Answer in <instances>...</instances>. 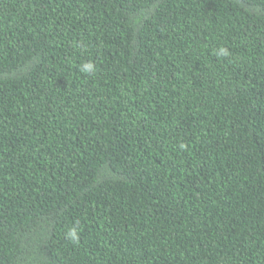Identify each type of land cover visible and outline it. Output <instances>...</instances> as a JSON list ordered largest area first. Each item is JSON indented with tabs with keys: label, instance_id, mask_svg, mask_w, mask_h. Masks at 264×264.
<instances>
[{
	"label": "trees",
	"instance_id": "16d2710c",
	"mask_svg": "<svg viewBox=\"0 0 264 264\" xmlns=\"http://www.w3.org/2000/svg\"><path fill=\"white\" fill-rule=\"evenodd\" d=\"M0 264H264V0H0Z\"/></svg>",
	"mask_w": 264,
	"mask_h": 264
},
{
	"label": "clouds",
	"instance_id": "9594fccd",
	"mask_svg": "<svg viewBox=\"0 0 264 264\" xmlns=\"http://www.w3.org/2000/svg\"><path fill=\"white\" fill-rule=\"evenodd\" d=\"M218 57H226L229 55L228 50L225 47H220L218 51L215 53ZM82 73H85L87 75H93L96 72V65L93 62H87L80 66L79 69ZM180 147L183 149L184 145H180ZM66 238L71 242H77L79 239V226L74 227L66 232Z\"/></svg>",
	"mask_w": 264,
	"mask_h": 264
}]
</instances>
